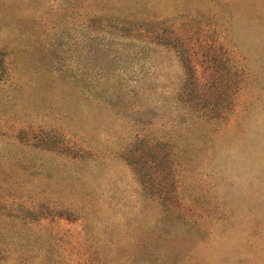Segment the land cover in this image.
<instances>
[{
	"label": "rangeland",
	"instance_id": "1",
	"mask_svg": "<svg viewBox=\"0 0 264 264\" xmlns=\"http://www.w3.org/2000/svg\"><path fill=\"white\" fill-rule=\"evenodd\" d=\"M0 264H264V0H0Z\"/></svg>",
	"mask_w": 264,
	"mask_h": 264
}]
</instances>
